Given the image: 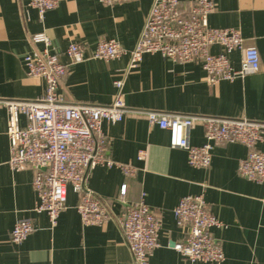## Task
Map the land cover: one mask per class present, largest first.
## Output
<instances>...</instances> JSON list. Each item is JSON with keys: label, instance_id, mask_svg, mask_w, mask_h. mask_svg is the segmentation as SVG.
I'll use <instances>...</instances> for the list:
<instances>
[{"label": "crops", "instance_id": "crops-1", "mask_svg": "<svg viewBox=\"0 0 264 264\" xmlns=\"http://www.w3.org/2000/svg\"><path fill=\"white\" fill-rule=\"evenodd\" d=\"M30 0H0V98L36 99L45 93L42 78L26 75L23 57L43 48L33 34L45 33L50 51L68 62L71 42L83 44L87 55L102 39H115L126 50L133 48L153 0H128L102 4L99 0H60L40 18ZM189 8L192 0H180ZM208 25L237 28L244 46L258 50L260 69L235 80L209 84L197 61L174 62L159 53H145L123 86L124 102L133 108L187 112L264 121V0H214ZM213 53L221 51L211 46ZM241 52L230 54L240 65ZM129 55L105 61L88 58L69 67L58 93L68 102L109 104L113 81L126 68ZM24 118L20 123L24 124ZM107 156L137 167L135 178H125L116 167L94 166L85 183L106 205L111 216L103 227L84 226L76 210L77 194L67 188L65 206L55 227L45 212L34 211V168L12 170L8 165L9 140L6 108L0 105V264H133L117 216L140 199L161 222L160 246L148 264H264V185L237 172L248 148L238 143L216 144L209 167L188 164L186 151L172 148L169 132L150 124L143 116H126L117 123L102 122ZM204 127L194 124L189 142L204 143ZM264 150V143L258 144ZM144 152L142 159L138 158ZM126 184V192L120 187ZM202 194L206 206L223 225L212 228L225 259L220 263L190 262L173 249L184 241L187 229L176 224L173 209L187 195ZM117 198L125 201L120 204ZM19 218L34 228L20 244L9 233Z\"/></svg>", "mask_w": 264, "mask_h": 264}, {"label": "built area", "instance_id": "built-area-1", "mask_svg": "<svg viewBox=\"0 0 264 264\" xmlns=\"http://www.w3.org/2000/svg\"><path fill=\"white\" fill-rule=\"evenodd\" d=\"M128 0H99L102 4L122 3ZM60 0H30L40 18L54 9ZM215 9L214 0H192L183 8L180 0H153L145 16L138 39L126 50L115 39H102L87 55L81 43L71 42L66 48L68 62L62 63L50 51V39L45 33L33 34V43L43 48L23 57L26 75L42 78L45 93L36 99H3L6 108L7 136L9 140L8 165L18 171L26 166L34 168L33 189L36 194L34 211L47 214L51 228L55 227L65 206L68 186L77 194L76 210L84 226L103 227L110 219V212L98 196L87 188L85 180L94 166L116 167L125 178H135L137 167L107 156L108 147L102 122L117 123L126 116H143L152 125L169 132L172 148L186 151L187 162L195 168H207L211 163L216 144L238 143L248 148L240 159L237 172L247 180L264 185V150L257 147L264 143V121L217 115L171 112L165 110L129 107L124 102L123 86L126 76L136 69L145 53H159L174 62L197 61L201 64L206 80L244 78L260 69L258 50L244 46L237 28H215L208 25V16ZM221 51L213 53L211 46ZM241 52L240 65H232L230 54ZM128 54L129 61L118 78L113 81V100L101 105L89 102H68L58 93L61 79L73 64L88 58L110 61ZM24 118V124L20 118ZM204 127L205 141L200 146L189 142V130L194 124ZM140 151L138 158L142 159ZM126 192V184L120 194ZM117 201L125 204L123 199ZM176 224L187 229L184 241L174 243L173 249L190 262L220 263L224 261L223 248L212 233V228L223 223L206 206L204 197L187 195L173 209ZM133 264H148L149 256L160 246L161 222L141 198L136 206L127 208L117 216ZM34 225L27 218L16 220L9 238L20 244L33 231Z\"/></svg>", "mask_w": 264, "mask_h": 264}]
</instances>
